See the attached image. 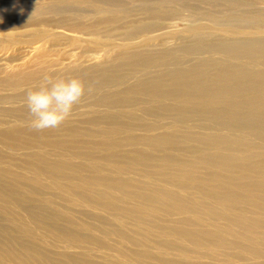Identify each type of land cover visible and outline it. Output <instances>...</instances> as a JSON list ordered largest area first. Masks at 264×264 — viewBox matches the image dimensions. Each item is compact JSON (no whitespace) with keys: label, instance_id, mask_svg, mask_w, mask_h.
Masks as SVG:
<instances>
[{"label":"rangeland","instance_id":"1","mask_svg":"<svg viewBox=\"0 0 264 264\" xmlns=\"http://www.w3.org/2000/svg\"><path fill=\"white\" fill-rule=\"evenodd\" d=\"M166 31L170 36L143 42ZM262 39L264 0H0V133L11 128L20 136L16 142L0 139V256L7 264H67L65 256L92 264L102 262L105 253L112 258L109 264H264V241L237 225L247 219L264 224L263 212L223 206L207 188L159 174L140 159L200 167L198 156L210 152L205 145L173 143L208 135L237 138L239 130L213 125L212 115L228 112L221 106L152 92L170 89L173 69L212 78L219 54L200 52L179 60L181 50ZM136 55L148 63H128ZM161 57L167 61H158ZM45 73L79 78L85 93L59 127L36 131L25 95ZM15 74L33 81L13 88L7 83ZM102 76L106 87L89 86ZM111 96L130 106L99 102ZM166 139L170 144H157ZM59 166L73 170L67 175L71 180L57 179L68 194L49 180ZM38 172L41 187L14 180V174L32 178ZM94 177L115 182L100 188L92 185ZM157 188L192 211L176 213L148 202L144 195ZM84 197L104 203L90 206ZM5 204L12 207L7 216ZM203 208L222 213L228 223ZM26 210L42 213L40 227L29 224L31 237L19 230L30 219ZM258 250L260 258L254 255Z\"/></svg>","mask_w":264,"mask_h":264},{"label":"bare ground","instance_id":"2","mask_svg":"<svg viewBox=\"0 0 264 264\" xmlns=\"http://www.w3.org/2000/svg\"><path fill=\"white\" fill-rule=\"evenodd\" d=\"M164 29L166 30L167 28H160L159 31H163ZM67 31L72 35L75 33L71 30ZM58 33H61L59 36L62 37L61 35L64 31ZM161 36H170V31L156 34L151 39L150 37H146L143 42L146 43ZM200 52L214 53L221 56L220 59L214 58L215 60L212 61L211 79L204 75L206 73L201 75L199 72L186 73L180 69H173L170 73V89L162 93L152 92V94L160 97L176 95V97L221 106L225 110H228V112L212 115L213 125L223 129H237L240 135L235 139L214 135H208L206 138L184 137L180 139L181 142L173 143L185 144L187 140H197L200 144L205 145L207 147L206 149L210 150V152L203 151L198 156V164L200 167H197L193 162L182 164L174 163L169 159H162L154 163L153 158L149 156H141V162L148 168L152 167L159 174L165 172L170 175L180 176L188 182L196 183L200 188H207L206 190L209 193L217 195V199L223 206L227 204L247 205L252 211H261L264 213V39L259 41H244L230 45L221 44L218 47L206 46L184 49L179 53V60L185 55H197ZM135 58L128 63L132 65L148 63L140 59L138 55ZM157 60L166 62L167 58L161 57ZM230 60L235 63H232ZM0 61H3V58ZM69 68L72 69L73 67ZM87 69H90V67ZM19 72L21 71L18 70V74H20ZM82 72L87 73L86 70ZM12 73L15 72L13 71ZM18 74L8 76L13 80L7 84L13 88H18L32 80L24 76L19 77ZM107 84L108 80L105 76L89 82L90 87L98 89L106 87ZM115 101L113 96H111L107 98L102 97L99 102L120 108L130 106V101ZM184 112L182 111L181 113ZM247 136L254 138L252 140L247 139ZM0 139L16 142L20 140V136L17 129L9 128L6 133H0ZM169 140L172 139H166L163 143L160 142L157 144L163 147L170 144L167 143ZM203 140L205 141L203 142ZM2 158L3 154L0 151V160ZM40 163L47 165L44 161ZM1 171L4 172L5 169H1ZM53 172V176L49 179L52 186L68 194L65 186L59 185L57 179L62 176L65 177L64 180H71L72 178H69L67 175H70V172L73 173V170L66 166H59V168L55 167ZM41 175V172H38L35 177L28 178L22 174L17 176L14 174V180L22 186H26L24 183L27 182L32 185H38L33 186V188L41 187ZM108 182L114 183L115 180L111 179V177H94L92 185L103 188L107 186ZM122 189L131 197L137 196V192L133 189L128 190L126 187ZM144 196L148 202H155L161 207L169 208L176 213H189L192 211L191 207L183 203L182 200L174 197L170 191L163 188L150 190ZM103 198L104 196H102ZM75 201L74 198L71 199V202ZM83 202L90 206L104 203H98L93 198L85 197ZM45 204L47 206L49 205L48 202ZM115 205L113 203L112 206ZM11 208L8 204L2 207L4 216L10 213L8 210ZM203 209L211 218L223 220L225 223H228V219L222 213L206 208ZM26 213L30 218L29 221L27 220L28 224L21 225L19 230H21L20 233L23 236L31 237L28 234L34 233L31 231L29 224H32L36 228L40 227L42 222L39 219V215L42 213L38 214V211L35 210H26ZM237 225L248 231L254 239L264 241V224L262 221L247 219L238 222ZM2 230L9 233L6 229ZM47 230L49 232V229ZM62 236L65 235L63 234ZM74 238L78 240L77 237ZM36 241L41 242L42 240L36 238ZM254 255L259 258L262 257V253L259 250L254 252ZM65 259L67 260L65 261L67 264H85L81 260H74L68 256H65ZM102 259V262H94L92 264H109L112 261V258H109V255L106 253ZM0 264H7L5 258L1 256Z\"/></svg>","mask_w":264,"mask_h":264},{"label":"clouds","instance_id":"3","mask_svg":"<svg viewBox=\"0 0 264 264\" xmlns=\"http://www.w3.org/2000/svg\"><path fill=\"white\" fill-rule=\"evenodd\" d=\"M84 93L85 88L79 78L43 74L39 83L26 91L30 126L36 131L59 127L72 115Z\"/></svg>","mask_w":264,"mask_h":264}]
</instances>
